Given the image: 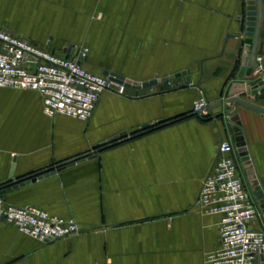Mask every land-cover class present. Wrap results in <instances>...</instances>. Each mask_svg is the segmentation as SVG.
Returning <instances> with one entry per match:
<instances>
[{"label": "crops", "instance_id": "obj_1", "mask_svg": "<svg viewBox=\"0 0 264 264\" xmlns=\"http://www.w3.org/2000/svg\"><path fill=\"white\" fill-rule=\"evenodd\" d=\"M28 1L0 0V24L57 52L88 48L84 66L91 72L160 82L127 86L124 95L102 93L88 121L48 116L34 90L0 88V192L5 203L73 217L82 228L42 243L0 220V264H205L206 254L220 244L221 216L203 214L196 200L220 140L232 139L234 130L229 116L227 122L216 117L222 106L207 121L189 113L198 93L216 103L233 83L260 79L258 71L238 77L246 38L237 25L240 0H106L112 8L107 13L116 17L120 10L122 23L82 31L88 47L58 38L65 23L55 15L43 13L51 22L47 29L41 26L37 11L43 0ZM59 1L70 8L77 0ZM31 11L39 16L30 25L25 17ZM110 31L136 33L130 39L140 43L124 45V37ZM113 64L146 68L130 75ZM189 78L192 83L186 82ZM246 98L264 106V91ZM226 105L239 115L264 190V114ZM222 110L228 114L227 107ZM154 122L159 123L143 129ZM125 131L127 137L95 148ZM237 155L256 200L238 150ZM259 221L264 223V216Z\"/></svg>", "mask_w": 264, "mask_h": 264}, {"label": "built area", "instance_id": "obj_2", "mask_svg": "<svg viewBox=\"0 0 264 264\" xmlns=\"http://www.w3.org/2000/svg\"><path fill=\"white\" fill-rule=\"evenodd\" d=\"M88 48H68L63 53L42 46L0 24V88L30 89L41 96L48 116L88 121L104 92L123 94L126 82L110 74H97L84 66ZM264 63V54L257 56ZM206 96L191 114L208 115ZM196 205L203 214H219L218 248L208 252L205 264H264V223L240 172L233 142L221 139L215 159L203 179ZM3 215L5 216L3 218ZM0 220L42 243L82 231L73 217L51 215L34 206L6 204L0 193Z\"/></svg>", "mask_w": 264, "mask_h": 264}, {"label": "rangeland", "instance_id": "obj_3", "mask_svg": "<svg viewBox=\"0 0 264 264\" xmlns=\"http://www.w3.org/2000/svg\"><path fill=\"white\" fill-rule=\"evenodd\" d=\"M28 3H31V1L29 0ZM39 4H40V9L37 12H41V17H40V22H39L41 26H43L45 29H47V27L49 26V24L51 22V21H49L50 20V16L49 17L48 16L44 17L42 15L43 13L55 15L56 20L58 22L60 21L62 23H65V24H63V26H60L61 28L58 27L59 30H61L60 34L58 33L60 35L58 38H61V37L66 38V37H68V38H70L73 41L77 40L78 42H81L86 47H88V42L86 41V34L87 33L82 34V31L83 32H85V31L87 32V31H89L90 28H91V30H100V31L106 30V29H108V27L109 28L110 27L111 28L114 27V25H115V27L116 26H120V24L122 23V20H123V18L121 20V18H119V16H118L119 15V11H120V10L118 11V9L116 10L118 12L117 15H116L117 20L115 19L116 17L112 16V14L109 15L107 13L108 10H110L111 7L107 6V1L106 0H77L74 3V5L71 6L70 8L63 7L64 2L59 1V0H57V1L53 0V2L52 1L48 2L47 0H43V1H40ZM238 8H239L238 12L242 15V18H241L242 21L240 23H237V25L241 26V28L243 29V31L245 32V35L247 37V34H246L247 24L246 23H247L248 17H249L247 0H240V4H239ZM111 10H112V8H111ZM13 13H14L13 15H15V16L12 19L14 20V23H15L17 21V19H18V16L16 15V11L15 10H13ZM38 16L39 15L37 13H35V11H31V13L28 16L26 15L25 18H26L27 22L31 25L32 21H34V20L37 21L36 18ZM118 20H119V22H118ZM80 24H81V27L79 26ZM83 27L85 28L84 30H83ZM46 32H48V31H46ZM112 32L113 31L109 32L111 36L114 35L115 37H117L120 34L119 31H115L114 33H112ZM141 34L142 33H138V35H141ZM120 35L121 36L119 38L124 37V41L120 42V43H123L124 45L126 44V45H129L131 47V46H134L137 42H139L138 39H135V38L134 39H130V37H131L130 35L135 37V36H137L136 33L130 34V35L127 34V33H121ZM92 36H94V35H92V33L90 32L89 39L90 38L93 39V40H91V42L96 40ZM62 40L68 41L66 39H62ZM116 40H117V38H116ZM112 42L113 41L110 40L109 43H112ZM93 44L96 45L97 42L94 41ZM104 66H107V65H104ZM110 66L111 67L113 66V68H117V69H120V70H126V71H128V73L130 75L143 74V73H141V70L146 68L144 65H136V64H124V65L113 64V65H110ZM195 66L196 65L193 64V65H190L189 67L190 68H195ZM190 80L191 79L189 78L186 82L187 83H192V81H190ZM137 82H140V81H137ZM125 93H126V91L123 94H116V93L115 94L116 95H124ZM202 96H203L202 93H198V94H196V95H194L192 97V101H191L192 109L194 108L195 103L198 102L201 99ZM227 96H228V93H225V95L223 94V96H221L219 98V101L222 102V105H220V106H222L221 107L222 109L227 107V105H226V107L223 106V105H225V99L227 98ZM222 109H221V112H219L217 114V116L216 115L215 116L216 117H223L226 122L228 120V118H227L228 116L230 117V120H232V121H234L235 117L236 118L239 117V115L234 113V112H232L231 115L230 114L225 115V113L223 112ZM191 112H192V110H191ZM191 112L189 114L194 116L193 114H191ZM211 113H209L208 115L196 116V117L201 119V120L207 121V120L212 119L213 116H212ZM228 139L233 142L235 150L237 151L238 150V146H237L238 140H237V136L235 135V132L232 135V139L231 138H228ZM252 191L255 193V191L253 189H252ZM255 202L257 204V208H258L259 212L264 213L262 205L259 202V199L257 198V196H256Z\"/></svg>", "mask_w": 264, "mask_h": 264}, {"label": "water", "instance_id": "obj_4", "mask_svg": "<svg viewBox=\"0 0 264 264\" xmlns=\"http://www.w3.org/2000/svg\"><path fill=\"white\" fill-rule=\"evenodd\" d=\"M248 3V21H247V28L246 34L247 37L245 38V45L243 50V56L241 59V68L238 73V77L243 78L245 76H252L255 71L260 72V79L254 84H246L245 82H235L232 84L228 96L225 99V103L236 105L241 104L246 106L252 110L258 111L264 114V106L257 104L246 97L248 96H258L262 91H264V63L261 64L257 60V56L264 51V0H247ZM242 15L238 17L239 21L241 22ZM106 74H108L106 72ZM113 79L119 82H124L126 80L127 86H134V87H146L155 84L158 80L153 79L145 82H138L141 84H133L132 80H128L124 78V76L119 75L117 73L110 74ZM168 78H164L167 80ZM160 81V80H159ZM137 82V81H135ZM222 105V102L216 103H209L208 109L210 112H213V109L217 106ZM233 110V106H227L226 112L230 114ZM159 122H154L153 124H145L143 129H148L151 126L158 125ZM232 127L237 136L238 140V151L240 153L241 159L244 163L246 168L247 174L252 184V189L255 191L259 202L262 205L263 212H264V190L260 180L257 177L256 169L252 162V158L246 143L244 131L242 129V122L240 118H234L232 121ZM128 136V132H122L118 136H114L103 142L100 145L95 146L98 148L100 146L108 145L119 141L122 138ZM96 153H93L95 155ZM5 216L3 215V218Z\"/></svg>", "mask_w": 264, "mask_h": 264}, {"label": "bare ground", "instance_id": "obj_5", "mask_svg": "<svg viewBox=\"0 0 264 264\" xmlns=\"http://www.w3.org/2000/svg\"><path fill=\"white\" fill-rule=\"evenodd\" d=\"M125 82H126V80H124V83H125ZM132 82H133V84H135V83H136V84H141V83H142V82H141V83H138V82H135V81H132ZM158 82H160V81L158 80L156 83H158ZM156 83H155V84H156ZM136 84H135V85H136ZM131 87H134V86H131Z\"/></svg>", "mask_w": 264, "mask_h": 264}]
</instances>
